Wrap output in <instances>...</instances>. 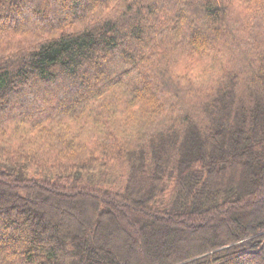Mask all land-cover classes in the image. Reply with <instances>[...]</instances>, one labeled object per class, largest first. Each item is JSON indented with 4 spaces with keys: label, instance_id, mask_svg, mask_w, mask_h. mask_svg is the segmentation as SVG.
I'll return each mask as SVG.
<instances>
[{
    "label": "trees",
    "instance_id": "obj_1",
    "mask_svg": "<svg viewBox=\"0 0 264 264\" xmlns=\"http://www.w3.org/2000/svg\"><path fill=\"white\" fill-rule=\"evenodd\" d=\"M263 206L264 0H0V264H264Z\"/></svg>",
    "mask_w": 264,
    "mask_h": 264
},
{
    "label": "rangeland",
    "instance_id": "obj_2",
    "mask_svg": "<svg viewBox=\"0 0 264 264\" xmlns=\"http://www.w3.org/2000/svg\"><path fill=\"white\" fill-rule=\"evenodd\" d=\"M87 1H88V0H87ZM24 17H25V19L27 20L26 17H28V14H24L23 17H22V19H24ZM148 25H149V22L146 21V28H147V29L149 28ZM121 26H122V25H121ZM146 33H147V32H146ZM125 40L127 41L128 39H124V38H122V41H125ZM132 46H133V48H135L134 45H132ZM124 65H125V64H123V63H119V64H118L119 67H123ZM119 67H118V68H119ZM116 68H117L116 66H113V65L110 64V65H107V66L105 67V69L102 70V72H103L104 74H105V73H112V74H113V73L115 72ZM132 77H133V79H132ZM58 81H60V80H58ZM130 81H131L132 84H135L136 86L142 87V83L139 81V79L137 80L135 76L132 75ZM77 88H78V85H77L76 88H72V89H70V90H71V91H70V94L73 95V94L76 92V89H77ZM39 108H41V106L35 104V105H33V106L30 107V111H31V112H36V110H38ZM263 207H264V206H263ZM263 207H262V208H263ZM252 213H253V214H252ZM250 214H251V216L254 215V211L251 212Z\"/></svg>",
    "mask_w": 264,
    "mask_h": 264
}]
</instances>
